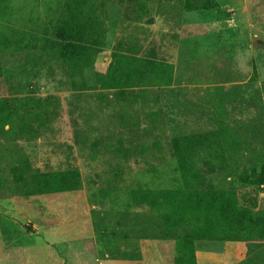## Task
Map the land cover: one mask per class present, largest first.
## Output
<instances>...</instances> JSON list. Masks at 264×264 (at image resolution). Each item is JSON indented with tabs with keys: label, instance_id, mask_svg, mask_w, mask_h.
Returning a JSON list of instances; mask_svg holds the SVG:
<instances>
[{
	"label": "rangeland",
	"instance_id": "obj_1",
	"mask_svg": "<svg viewBox=\"0 0 264 264\" xmlns=\"http://www.w3.org/2000/svg\"><path fill=\"white\" fill-rule=\"evenodd\" d=\"M186 1L4 0L0 21L10 32L52 37L57 27L72 25L78 41L83 38L108 48L113 38L129 32L123 26L117 29L125 21L129 26L144 25L157 42L166 40L169 57L181 39L187 42L195 30L206 34L225 30L236 62L231 70L247 78L256 65L258 77L228 88L214 87L215 101L208 99V93H200L198 101L192 102L180 91L183 82H191V71H178L174 86L141 98L130 112H116L117 107L98 105L94 98L72 106L69 94L61 96V115L52 130L38 140L1 139L0 264H174L175 241L156 237L160 231L151 224L149 208L124 206L127 190L180 184L176 160L169 151L170 137L215 129L220 116L236 129L239 144L246 150L237 162L208 178L217 186L242 191L236 173L259 167L257 152L264 154V0H219L230 3V11L221 4L189 10ZM149 18L155 22L148 23ZM48 62L40 49L0 53V96L33 93L43 81ZM100 68L104 71L105 64ZM218 70L211 68L212 77L219 76ZM214 107L219 109L215 112ZM19 152L29 157L35 169L78 167L82 186L16 195L11 166ZM119 166L124 168L122 179L104 198L101 190L108 189ZM260 196L258 212L263 213L264 193ZM196 242L201 246L199 264H224L223 247H217L222 241Z\"/></svg>",
	"mask_w": 264,
	"mask_h": 264
},
{
	"label": "trees",
	"instance_id": "obj_2",
	"mask_svg": "<svg viewBox=\"0 0 264 264\" xmlns=\"http://www.w3.org/2000/svg\"><path fill=\"white\" fill-rule=\"evenodd\" d=\"M3 3L0 0V19ZM219 6L217 0L186 1L189 10ZM75 31V26L67 25L57 27L52 37L47 34L27 37L6 30L0 21V53L40 49L60 62L70 73L69 104L77 107L83 100L94 98L98 105L117 107L116 112H130L136 101L151 94L153 87L174 84V63L112 51L107 69L97 70V84L89 86L85 68L95 64L101 49L76 41ZM257 77L254 65L251 78ZM62 107V97L55 93L0 96V140L13 143L38 140L52 130ZM217 123L212 130L170 137L169 151L176 160L180 184L127 190L124 206L149 208L151 224L160 231L156 237L175 241L174 264H198L197 240L264 241V213L258 212L259 196L264 192V154L257 152L261 159L259 167L236 173L242 191L235 186L215 185L208 175L227 169L246 150L239 144L236 129L226 119L220 116ZM11 173L19 196L73 191L82 186L78 167L35 169L29 157L20 152ZM123 174L124 168L119 166L113 180L108 182V189L101 190L104 198L116 189Z\"/></svg>",
	"mask_w": 264,
	"mask_h": 264
},
{
	"label": "crops",
	"instance_id": "obj_3",
	"mask_svg": "<svg viewBox=\"0 0 264 264\" xmlns=\"http://www.w3.org/2000/svg\"><path fill=\"white\" fill-rule=\"evenodd\" d=\"M217 1L221 5H228L229 8H227V11H230L232 9L230 3H223L219 0ZM146 20L150 24L155 22L153 18H149ZM121 26H123L124 30L126 31L127 29H129V32H124V36L122 38H113L108 48H104L101 45H94L93 43L83 38L78 41L76 29V41L94 45L101 49V51L97 55V60L95 64L93 66H88L85 68V77L89 86H95L97 84L96 72L97 70H102L100 68V64H105V68L103 69L104 71L107 69L112 51H119L136 56L172 62L175 64V76L177 75L178 71L180 73H183L189 72L190 70L192 80L190 83L183 82V86L180 88V91L185 96H188V98L192 102L198 101L200 93H208V99H210L211 101H215L217 100L215 98L217 90H215L214 87L228 88L231 85L246 83L252 79V75H249L247 78H244L240 77L242 75L241 73L233 72L231 70L233 67L232 64L236 62L233 58V51L230 49L232 41L228 39V32L225 30H211L208 31L207 34L205 33V30H195L193 35L188 39L187 42L184 39H181L182 41L178 44V47L176 48L175 52L172 53L171 57H169V48L167 41L165 40L162 42L161 39L159 40V42L155 41L154 36H152V34L148 32L147 28L144 25L137 27L136 25L129 26V23H125V21H120L117 25V29L119 30ZM132 28H134V31L131 30ZM48 59L49 62L47 66V71L41 76L43 81L37 84L36 88H34L35 91H33V93H55L60 94L62 97L71 94V79L68 68L50 57H48ZM216 67L220 69L218 70L219 76L212 77L214 73L211 71V68L215 69ZM253 67L251 69L252 74ZM27 69V67H24L23 72L24 70H26L27 72ZM176 85L178 84H175V87ZM172 86H174V84ZM162 88L167 87H153L151 94L153 95L157 92L158 89ZM29 93L31 92L26 91L25 93L17 95ZM262 94L264 96L263 92ZM213 109L216 112V109L219 108L214 107ZM15 198L17 199V197ZM258 210H260L259 206ZM261 212L264 213V211ZM213 244L214 243L212 242H205L203 245H209L211 247L216 246ZM220 246L223 247L224 264H264V241L224 240L217 245V247ZM200 247L201 246H198L196 242V254L198 264V249H200Z\"/></svg>",
	"mask_w": 264,
	"mask_h": 264
}]
</instances>
